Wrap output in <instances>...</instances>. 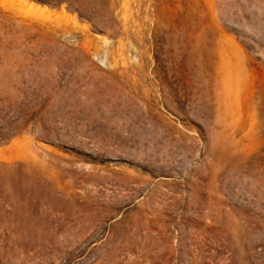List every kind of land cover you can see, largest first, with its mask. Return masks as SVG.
<instances>
[{
  "label": "rangeland",
  "instance_id": "obj_1",
  "mask_svg": "<svg viewBox=\"0 0 264 264\" xmlns=\"http://www.w3.org/2000/svg\"><path fill=\"white\" fill-rule=\"evenodd\" d=\"M0 264H264V0H0Z\"/></svg>",
  "mask_w": 264,
  "mask_h": 264
}]
</instances>
